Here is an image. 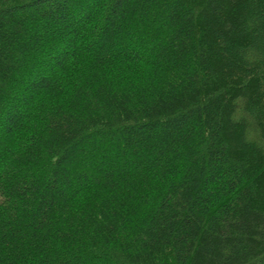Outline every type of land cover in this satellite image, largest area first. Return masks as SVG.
I'll return each instance as SVG.
<instances>
[{
    "label": "trees",
    "instance_id": "16d2710c",
    "mask_svg": "<svg viewBox=\"0 0 264 264\" xmlns=\"http://www.w3.org/2000/svg\"><path fill=\"white\" fill-rule=\"evenodd\" d=\"M0 264H264V0H0Z\"/></svg>",
    "mask_w": 264,
    "mask_h": 264
}]
</instances>
